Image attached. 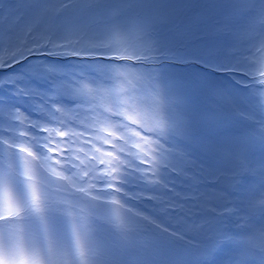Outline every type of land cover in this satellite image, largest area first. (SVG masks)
Returning <instances> with one entry per match:
<instances>
[{"label":"clouds","instance_id":"1","mask_svg":"<svg viewBox=\"0 0 264 264\" xmlns=\"http://www.w3.org/2000/svg\"><path fill=\"white\" fill-rule=\"evenodd\" d=\"M28 28L32 36L22 40L19 47L34 56L63 60L66 66L41 65L51 79L50 89L40 96L43 103L34 104L38 119L21 107L7 110L10 123L3 127L10 134L0 135V178L16 183L24 193L23 164H31L48 234L58 251L57 258L50 261L45 253L46 264H123L116 250L125 233L139 230L184 240L201 210L236 214L238 248L233 264H264V247L250 243L255 221L247 211V201L242 210L229 196L225 200L228 207L217 209L201 202V198L212 200L211 195L180 190L201 183L196 173L204 165L185 146L192 127L180 99L173 97L162 109L155 103L161 89L145 61L163 59L166 53L152 46L154 35L144 33L149 45L141 52L95 49L62 55L60 49L67 39L63 30L43 19ZM92 60L113 62L117 71L101 77L86 66L72 63ZM213 71L243 77L234 83L247 93L256 90L258 98L264 100V35L256 46L231 57L221 55ZM20 92L29 95L28 90ZM250 99L254 103L257 97ZM186 180L191 183L185 184ZM130 181L138 190H130ZM255 198L264 202V187ZM112 209L118 211L113 214ZM73 221L90 241L83 260L73 252ZM10 222L0 220V230ZM19 222L31 239H42L43 226L30 211L25 210ZM202 223L196 222V227Z\"/></svg>","mask_w":264,"mask_h":264},{"label":"rangeland","instance_id":"2","mask_svg":"<svg viewBox=\"0 0 264 264\" xmlns=\"http://www.w3.org/2000/svg\"><path fill=\"white\" fill-rule=\"evenodd\" d=\"M148 1L152 4L144 0H0V135L10 134L3 126L10 123L7 110L11 106L21 107L38 119V113L33 111L34 104L43 103L40 96L50 89V80L40 79L45 74L37 69L39 58H32L34 55L19 47L22 40L32 36L28 28L30 24L47 20L54 28L64 31L67 39L63 42V48L74 45L77 49V46L80 48L83 45L81 48L88 51L110 49L121 53L141 52L149 45L144 33H152L156 38L152 46L166 53L163 59L145 61L150 65L153 81L161 89L155 103L162 109L166 103L172 102L173 97L180 99L192 127V135L185 146L190 150V155L204 165L196 173L201 183L180 190L203 191L211 195L212 200L205 202L201 198V202L211 203L217 209L224 208L223 199L228 195L243 200L242 210L247 201V211L255 221L251 226L250 243L255 241L254 246L264 247L261 243V240L264 241V224L261 223L264 220L261 214L263 202L255 198L259 189L264 187V115L261 114L264 100L258 98L256 90L247 93L234 83L235 79L242 80L243 77L233 73L218 75L213 71L218 67V62L213 53L205 49L206 44L184 36L183 29L177 26L176 20L180 17L178 2L181 0ZM244 3L264 5V0H245ZM185 22L190 25L189 18ZM261 22L264 21L257 19V23ZM250 33L244 41L252 40L254 34ZM258 33L259 38L264 35L263 25ZM91 42L93 44L90 45ZM247 43L238 51L232 46L233 54L251 46ZM32 51L35 52V49ZM14 60L20 62L13 63ZM7 64L12 66L7 67ZM117 67L110 62L99 67H87V70H94L105 77L115 74ZM7 68L15 71L1 76V71ZM13 74L24 75L28 81L20 80L13 85ZM32 75H35L34 78ZM20 89L28 90L29 95L25 96ZM251 96L257 97L254 103ZM244 166L253 170L248 179L245 174L250 172ZM173 178L180 179L175 174ZM184 183L191 182L186 180ZM9 187L14 197L22 199L24 193L16 183H10ZM129 187L131 191L138 190V185L133 181H130ZM210 188L217 191L209 193ZM144 203L150 204L151 201ZM189 203L200 206L195 201L190 200ZM117 211L111 210L113 214ZM220 217L201 210L195 215L193 227L185 233L187 239L184 240L155 233L146 234L139 230L125 233L116 252L123 264H202L211 241H216L212 235L217 237L223 233L211 228V224L218 222ZM199 221L203 223L196 227ZM237 248L236 240L219 264H233ZM55 251L57 255L54 259L58 256V251Z\"/></svg>","mask_w":264,"mask_h":264},{"label":"trees","instance_id":"3","mask_svg":"<svg viewBox=\"0 0 264 264\" xmlns=\"http://www.w3.org/2000/svg\"><path fill=\"white\" fill-rule=\"evenodd\" d=\"M244 1L245 0H181L178 2V12L180 17L176 20L177 26L183 29V33L185 34L184 36L193 38L200 44H206L207 48L204 46L205 49L211 54L213 53L212 55L216 58V62H218V58L221 55L228 54L229 57L234 55L233 51H229L233 50V48H231L232 46H235V48H237L239 45L241 47L245 46V43H247L248 41H244V38L248 35H251L250 32H252L254 36L252 40L247 44L252 46L253 40L259 34L258 32L261 29V25H263L264 27V22L257 23V19L260 21H264V5L261 3L245 4ZM247 1L256 2L258 0ZM144 2L149 1L144 0ZM187 18L190 19V25H186L185 21ZM252 27H255L254 31L251 30ZM87 43L89 42L87 41ZM91 44H93V42H91L90 45ZM81 47L84 46L82 45ZM81 47L78 48L77 46V49L74 48V45H72L71 48L67 47V49L62 47L60 49V53L62 55H70L72 50L83 51L84 49ZM35 57L39 58V65L37 69H41L45 74L42 76L39 74L41 76L40 79L47 82L51 79V77H49L47 73L41 68V65L53 64L59 67L66 66L63 60L55 59L52 56H49L47 58L41 56H32V58ZM99 61L100 60H95L94 64L92 63V61H73L72 63H78L81 66L86 67H99V65H103L104 63H110L104 60H102V62ZM14 71L15 70L13 68H7L4 72L1 71V76L6 73H13ZM13 76L15 77L12 79V82H14L13 85L19 82L20 79L28 81V78H24V75L15 76V74H13ZM34 76L35 75H32L31 77L34 78ZM37 77H35V79H37ZM1 81L4 82V80ZM38 81L40 82V80ZM229 196L231 195L226 196V198ZM226 198L223 199L224 208L228 207V204L225 203ZM242 201L243 200L241 198L234 197L232 198L231 203L235 204L236 206ZM220 216V221L212 223L211 228L218 232H223L222 235H224L225 233L236 234L237 229L235 225L238 222L236 219V214L223 213L220 214ZM220 236L215 237V235H212V237L215 238L216 241H211L210 245H216V243L219 241ZM252 244L256 245V242L254 241Z\"/></svg>","mask_w":264,"mask_h":264},{"label":"snow or ice","instance_id":"4","mask_svg":"<svg viewBox=\"0 0 264 264\" xmlns=\"http://www.w3.org/2000/svg\"><path fill=\"white\" fill-rule=\"evenodd\" d=\"M20 150L26 151L23 148ZM56 174L60 175V173ZM22 175L24 178L23 200L14 197L8 181L0 178V220L11 221L6 229L0 230V264H46L45 253L49 261L57 253L48 234L40 190L30 163L23 164ZM25 210L38 218L43 226V236L40 241L31 239L26 233L25 226L19 222L23 219ZM68 215L73 214L69 212ZM72 237L73 252L83 260L90 241L75 221L72 224Z\"/></svg>","mask_w":264,"mask_h":264}]
</instances>
